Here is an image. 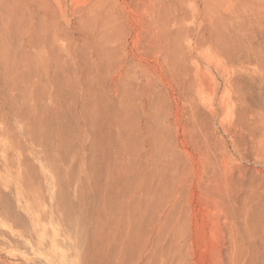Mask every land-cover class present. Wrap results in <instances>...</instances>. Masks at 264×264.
<instances>
[{
    "label": "rangeland",
    "instance_id": "374dc122",
    "mask_svg": "<svg viewBox=\"0 0 264 264\" xmlns=\"http://www.w3.org/2000/svg\"><path fill=\"white\" fill-rule=\"evenodd\" d=\"M0 264H264V0H0Z\"/></svg>",
    "mask_w": 264,
    "mask_h": 264
},
{
    "label": "bare ground",
    "instance_id": "6f19581e",
    "mask_svg": "<svg viewBox=\"0 0 264 264\" xmlns=\"http://www.w3.org/2000/svg\"><path fill=\"white\" fill-rule=\"evenodd\" d=\"M3 1H4V0H3ZM32 14H33V15H35V13H34V12H33Z\"/></svg>",
    "mask_w": 264,
    "mask_h": 264
}]
</instances>
